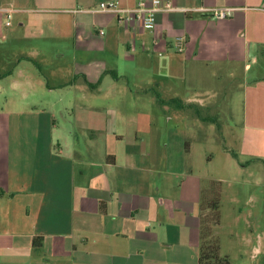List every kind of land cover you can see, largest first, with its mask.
Wrapping results in <instances>:
<instances>
[{
    "label": "crops",
    "instance_id": "1",
    "mask_svg": "<svg viewBox=\"0 0 264 264\" xmlns=\"http://www.w3.org/2000/svg\"><path fill=\"white\" fill-rule=\"evenodd\" d=\"M108 1L138 3L0 0V45L17 47L8 79L23 91L11 103L24 107L0 111V264H201L212 182L220 256L264 264V179L235 178L264 175V0H168L154 30L94 11ZM223 8L234 10L213 15ZM7 9L23 35H5ZM28 26L40 33L27 37ZM68 48L73 67L47 64ZM223 78L245 105L235 161L220 145L197 146L215 114L188 110L176 118L191 126L173 125L176 100L207 107L176 87Z\"/></svg>",
    "mask_w": 264,
    "mask_h": 264
},
{
    "label": "rangeland",
    "instance_id": "2",
    "mask_svg": "<svg viewBox=\"0 0 264 264\" xmlns=\"http://www.w3.org/2000/svg\"><path fill=\"white\" fill-rule=\"evenodd\" d=\"M65 17V16H64ZM32 18V17H31ZM66 18V17H65ZM21 16L17 14H13V17L11 19L12 26L9 28L5 27V35L7 37L11 36L13 33V29L17 31V35H23L24 31L23 29L19 26V23L21 22ZM51 25L47 24L44 26V30L46 34L50 35L52 33ZM29 31L25 34L27 37H35V34L40 33V29L37 27H29ZM24 35V36H25ZM23 36V37H24ZM14 50H17V47L15 48H9L6 44H1L0 45V76H3L2 83H0V111L4 110H19L24 107L17 106L11 103L13 100L19 101L22 98L23 91H15L12 88L11 82L8 79L9 74H7L9 71L13 69L14 66H10V62L13 60V54ZM19 50H26L19 48ZM65 54L67 57L62 58V61H54L51 59V61H48V65H51V68L59 67L57 65H61L63 68H68V67H73L74 65L72 64V57L68 56V52L70 51V48L65 49ZM223 83L220 87L219 82L215 81H209L205 84V86H201L197 88V91L194 92V90H186L184 88H178L176 87V94H180L181 96H190V97H195L199 100H203L204 103L207 104V107L200 108L198 107V104H195V106L192 107H187L184 103H180L179 100H176L174 107H175V115L173 116L174 122L173 125H181L184 124L183 126H191L190 120H184V122H178L177 123V118L176 117H186V113L188 114V110H191L192 112L196 113L199 117L203 115L202 111L208 114L212 115L215 114L217 121V126L216 122L213 121V123H210L214 129L211 128L207 124L206 127H208V132H207V137L198 142L197 146L199 147H206L210 148L211 146H222L225 149L228 148L230 149L233 153H238L237 151V139L233 138L231 135V131L234 132V136L237 137L238 135L242 134V129H243V122H244V111H245V105L243 103V99L241 96V91H238L237 96L235 95V91L232 90V88H229L233 84L232 81L223 78ZM1 81V80H0ZM223 86V87H222ZM55 93H58L56 91ZM228 95L230 96L229 99H227ZM227 96V97H226ZM210 103H214L213 108L216 109V113L212 112L211 107L208 106ZM116 106H106L105 107V114H107L108 109H116ZM230 108L232 109V113L230 112ZM211 109V110H210ZM184 113V114H183ZM212 113V114H211ZM67 114V113H66ZM69 116V115H68ZM67 116V117H68ZM176 118V119H175ZM203 119V117H201ZM61 120V117H60ZM66 124V122H64ZM26 125V123L24 124ZM197 125L203 126V123L197 122ZM216 127V128H215ZM163 128H166V123H164ZM223 128V129H222ZM25 129V128H23ZM28 129V128H27ZM30 129V128H29ZM218 129V130H217ZM222 136H221V135ZM226 149V150H228ZM230 157L233 161H235L236 157L229 151ZM213 154L214 158H218V154L216 153H211L210 156ZM216 161V160H215ZM251 171V170H250ZM255 175H252L249 172H244L243 174L237 175L238 180H257V179H264L263 173L254 170ZM226 176V175H225ZM229 179V177H225ZM226 187L228 185V181L224 184ZM262 189L259 186H253V193L258 194L259 190ZM241 190V186H240Z\"/></svg>",
    "mask_w": 264,
    "mask_h": 264
},
{
    "label": "built area",
    "instance_id": "3",
    "mask_svg": "<svg viewBox=\"0 0 264 264\" xmlns=\"http://www.w3.org/2000/svg\"><path fill=\"white\" fill-rule=\"evenodd\" d=\"M174 8L168 0H138V3L133 8H123L119 1H108L101 3L95 12L114 13L122 22H138L143 29L154 30L157 24V16L161 12L172 11ZM234 9L223 8L212 10L213 15L217 18H226L231 15ZM7 26H10L14 11L6 10ZM103 33V32H101ZM183 39L177 40V52L183 50Z\"/></svg>",
    "mask_w": 264,
    "mask_h": 264
},
{
    "label": "trees",
    "instance_id": "4",
    "mask_svg": "<svg viewBox=\"0 0 264 264\" xmlns=\"http://www.w3.org/2000/svg\"><path fill=\"white\" fill-rule=\"evenodd\" d=\"M176 102V101H175ZM228 149V148H226ZM230 152L237 157V153ZM208 213L202 222V246L200 251L201 264H229L226 257H221L219 242L214 235L215 228L221 221V184L212 182L205 202ZM37 244V241H36Z\"/></svg>",
    "mask_w": 264,
    "mask_h": 264
}]
</instances>
